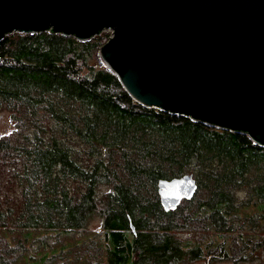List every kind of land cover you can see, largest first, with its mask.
Wrapping results in <instances>:
<instances>
[{
	"label": "trees",
	"instance_id": "obj_1",
	"mask_svg": "<svg viewBox=\"0 0 264 264\" xmlns=\"http://www.w3.org/2000/svg\"><path fill=\"white\" fill-rule=\"evenodd\" d=\"M110 36L0 40V113L11 125L0 180L18 187L0 204V264H47L96 217L102 230L84 237L79 264H211L264 252V146L138 103L100 58ZM188 173L194 197L165 211L158 181ZM180 231L200 239L192 245Z\"/></svg>",
	"mask_w": 264,
	"mask_h": 264
},
{
	"label": "water",
	"instance_id": "obj_2",
	"mask_svg": "<svg viewBox=\"0 0 264 264\" xmlns=\"http://www.w3.org/2000/svg\"><path fill=\"white\" fill-rule=\"evenodd\" d=\"M106 29L100 58L138 103L264 146V0H0V40ZM197 188L193 174L162 178L161 205L176 210Z\"/></svg>",
	"mask_w": 264,
	"mask_h": 264
},
{
	"label": "rangeland",
	"instance_id": "obj_3",
	"mask_svg": "<svg viewBox=\"0 0 264 264\" xmlns=\"http://www.w3.org/2000/svg\"><path fill=\"white\" fill-rule=\"evenodd\" d=\"M103 32H108V33L110 32L112 34V30L110 29H106ZM10 128L11 125L9 119L6 117V115L0 113V137L3 136L4 133H7V131ZM0 182H1L0 184V204H1L4 201L5 196L9 197V195H14L17 192L18 187L16 186V184L12 182H9L8 184H6L5 181L3 180H0ZM101 230H102V219L100 217H96L92 219L89 225L86 227V229H83V231L73 233L71 236L66 237L67 238L66 243L69 245V248L65 249L66 252L62 251L59 254H57L56 257H52V259H49L47 261V264H79L77 257L78 254L76 252L83 251L91 243L90 241H85L84 243H82L84 237L87 236V234L93 235ZM38 233L39 232H37L36 234ZM178 236L180 237L181 240L190 241L192 245L196 244L197 241L200 239V235H197V233H194L192 231H182V232L180 231L178 233ZM13 241L14 243L16 242V240ZM47 241L52 243L55 241V239L48 237ZM39 243L40 242L35 241L32 244L31 251L35 254H36V250L38 249L37 245H39ZM18 252L21 253L19 248H18ZM10 263L27 264V261L25 258L21 259L19 262H15V261L13 262V260L10 259L8 261V264ZM186 264H209V263H207V260L204 257H201L199 259L189 261ZM211 264H264V252L258 249L254 251L253 254H251L248 259L236 260L235 257H230L227 259L217 260Z\"/></svg>",
	"mask_w": 264,
	"mask_h": 264
}]
</instances>
